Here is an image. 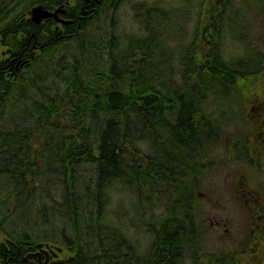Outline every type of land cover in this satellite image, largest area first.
<instances>
[{"label": "trees", "instance_id": "trees-1", "mask_svg": "<svg viewBox=\"0 0 264 264\" xmlns=\"http://www.w3.org/2000/svg\"><path fill=\"white\" fill-rule=\"evenodd\" d=\"M63 1H53L51 3L46 1L44 4L51 8L62 4ZM81 1L84 4L86 3L85 10L87 7L89 8L88 3L91 0ZM94 1L96 2V7H99L102 2V0H92L93 3ZM245 1H251L245 2L247 5L244 7L247 10L256 4V7L261 12H264V0L259 2L256 0ZM93 3H91V7ZM223 3L228 6L226 1ZM8 4L3 2L2 10H7ZM239 6H237V10L240 13L241 9ZM91 7L89 9H92L91 12L93 14V8ZM153 7V5L148 7L146 17L150 16L153 21H163V27L173 26L174 22L188 18L187 16L184 18L182 13L171 14L172 16L164 14L162 16L154 11ZM209 10L212 11V8L210 7ZM14 20L10 22L9 26H3L0 32L3 34H0L3 43L6 46L10 45L9 47L15 51L18 57V60L12 66L11 72L13 73L10 76L8 72V69H10L9 61H0V112L4 114L2 116L0 113V117L7 123L5 127H0V138L2 139H0V264H35V260L33 262L31 260L26 261L25 256L30 251H34L36 243L34 241L47 238H55L56 244L66 248V251L72 254V264H183L181 259L184 253L190 251L188 250L189 246H191L193 254L188 252L187 256L191 254L189 258L195 264H264V246L258 249V252L261 253L259 257L250 256L251 253H254L253 247L255 245L252 244H246V247L235 250L215 252L205 250L202 238H200V225L197 222L196 215L193 213L191 216V212L188 210L189 206L182 205L188 199H192L197 204L199 200L197 191L203 182L207 170L212 166L210 161H213L217 156L216 148L219 140V131H213L215 125L204 126L201 120L197 121L195 118L200 102L195 97L200 98L205 94V89L202 91L201 83L189 86L187 82L183 81L181 86H176L175 91L168 87V83L162 82L160 79V81L156 80L155 76L161 74V72L149 71L150 68L154 67L147 61L148 57H153L155 53V51H152L156 47L154 40L156 35L153 32L145 41L128 43L124 48H122L120 43L114 44L115 40L110 41L111 43L107 42L105 44L107 47L105 48L107 50L111 49H109L111 52L108 50L109 58L115 61L118 60L114 64L109 62L110 65L107 63L109 60L108 55H106V49L99 43L98 49L104 50L103 53L101 52L103 57L99 54L100 52L98 55L95 54L96 50L94 49L93 54L90 53L88 51V49L90 50L89 45L81 44L78 48L79 55L83 53L85 55H93V57L95 55L99 57V61H103L102 59L107 57L108 61L105 60L106 62L104 61V63L108 65V69L100 67V70L99 66L96 65L95 67L93 66L92 71V69L87 67L86 61L82 63L78 61L80 64H77L76 51L72 53L74 54L71 57L72 59H68L65 56L67 59L66 64L63 62L64 58L56 55L60 47L59 44L65 42L67 37H63V34L57 33L51 27H47L50 23L38 26L32 22H27L28 24L25 25V22L23 23L25 29L22 28V30V24L17 26L18 21L14 22ZM70 27L71 29L75 28L74 26ZM48 29H52L54 32ZM21 33L25 36L27 34L28 36L31 35V40L26 38L23 39L24 41L18 42V36ZM8 36L11 40L8 39ZM72 37H74V34ZM193 38H195L193 42L196 46L194 47L195 56H197L200 50L207 48L208 43L203 35L198 36L197 34ZM15 39L17 42L14 41ZM6 40L8 41L6 42ZM167 41L164 40V42ZM211 42L208 45H213L216 39L212 38ZM29 45L32 48H30L31 51L28 49L24 53L25 55L31 54L27 55V57L32 59L22 54V57L26 58L23 60L19 55V51L26 49ZM49 46L59 47L58 49L56 47L55 49L57 50H55ZM15 47L18 49L17 51ZM116 48L121 51L119 53L120 58L114 55ZM142 49L146 53H143ZM215 49V57H219L222 51L219 44H217ZM46 52H49L48 55ZM34 54L38 56L36 59L39 58V60L35 59ZM46 55L50 57L46 58ZM191 58H194L191 60H194L193 62L198 66V71L202 70L203 75L211 78L212 83L217 84L218 88L223 86L222 81L226 80L228 75L225 74L219 65H217L218 67L215 71L212 70L213 72L208 73L201 69L204 67L202 62L199 63L194 56H191ZM40 59H42V62H40ZM55 61L56 63H54ZM145 61L148 63H145ZM17 62L18 64H16ZM38 62L41 63L39 66ZM59 62H61L60 65ZM120 62H124L123 66L118 65ZM34 63H36V66ZM125 63H127L126 68L124 66ZM82 65L86 70L84 69L83 71ZM251 66V62L248 67L244 64L243 73L239 74L245 83H248V80L251 81L253 78V71L252 69L250 70ZM258 66L260 65L258 64ZM33 67L36 68L34 69ZM66 68H70L72 71L70 69L66 70ZM59 69L62 71L60 72ZM32 70L37 71L34 72ZM78 70H80L82 75H80ZM49 71L54 73L51 74ZM46 72L49 73L47 74ZM62 72L65 77L61 75L63 74ZM73 72L77 75L74 74L71 80V73L73 74ZM150 72H154L153 75ZM49 74L50 77L48 76ZM144 74H146V77H142ZM147 74H151L152 78L148 79ZM51 75L52 77L55 75L52 80L58 83L52 82ZM170 75L172 77L171 72ZM171 77H169L170 81L174 82L175 78ZM36 78L37 80H35ZM73 78L76 79L74 80ZM136 78L138 81L135 80ZM33 79L35 82H33ZM66 79H70V82ZM88 79L89 84H86ZM20 81L23 83L21 84ZM39 81H42L43 84ZM64 81L68 83H64ZM53 83L55 84L52 85ZM140 84L146 88L144 91H142V87L139 88ZM153 84L164 93V96L162 92L156 91V86H151ZM45 87L48 88V91ZM9 89H12V92L17 90L15 93H18L20 89L19 94L15 96V93L11 94ZM179 90L188 99H183L185 97L179 96L177 94ZM139 91L143 93L141 96ZM26 94L29 95L27 96ZM170 94L173 95L175 101L169 100V97H172ZM226 94L229 93L221 91L218 99ZM13 97L15 100L17 99L16 102ZM19 97L23 101H19ZM63 108L66 110L64 111ZM31 109L33 112L35 111V114H33ZM25 110L28 112L27 114ZM19 117L22 118V120L20 118L21 122ZM43 123L47 125L43 126ZM36 127H38L37 130ZM34 128L35 131L33 130ZM206 128L209 130L207 131ZM83 166L87 167L93 174L95 173L93 178H88L92 182L89 187H84L86 190L79 189V181L83 177ZM88 170H85V172L89 177ZM127 177L128 181L125 180ZM130 177L136 182H130ZM141 177L143 180H138ZM116 181L119 182L115 183ZM122 186L132 196L137 194L140 199L147 197L146 199L149 202L147 206L150 209L153 206V196L159 194L158 192H161L162 198L169 200L165 211L158 218L159 220L156 219L157 224L154 222L149 225L150 229L147 230V235H151L154 241L152 250L146 251V258L143 260L132 250L134 246L138 249L134 244V240L131 248L128 247V251H122L117 243H109L108 238H102L101 231L104 233L106 229L111 237H125L118 232V229L121 230L122 228L114 227L107 220L110 197L113 196L112 193L115 189ZM34 209H37V217L31 222L29 220L24 222L23 219H20V216L29 215L31 210ZM145 210L147 209L145 208ZM85 211L87 216L84 215ZM15 215H18L17 219L22 221L25 226L28 225L29 229L33 226L39 231L34 234L36 237L33 240L27 237L30 232L22 229L13 220L11 222L14 223L15 227H12V230L9 231L8 219L11 216L15 217ZM38 215L41 218H38ZM82 217L84 221L80 224ZM63 219L66 222V229L70 228L73 233L68 235L63 228V236L57 237V227H50L49 225ZM80 225H84L93 241V248L95 247L96 250L93 255L86 253L82 243L79 241L81 236H85L84 231H79ZM46 227H50V230H47L48 228ZM196 237L199 238L200 242L196 241ZM104 259L105 261H103Z\"/></svg>", "mask_w": 264, "mask_h": 264}, {"label": "rangeland", "instance_id": "rangeland-1", "mask_svg": "<svg viewBox=\"0 0 264 264\" xmlns=\"http://www.w3.org/2000/svg\"><path fill=\"white\" fill-rule=\"evenodd\" d=\"M5 1L9 2V8H8V10H1L2 4ZM28 1H29V3H28ZM33 1L35 2V4ZM46 1L47 2L48 1L53 2V1H59V0H44V1L43 0L42 1L41 0H24V2L22 0H17V1L16 0H8V1L7 0H0V14H1L0 15V23L2 22V24H0V26H1L0 28L2 29L3 25L5 26L6 22L9 23V22H11V20H13L15 18L18 21V23H20V24H22L24 21L26 22L28 19L29 20L27 22H31V10H32V8L35 5H37L38 3L43 4ZM74 1L75 0H67V1L64 0L62 2V4H58V5H55L53 7V9L54 8L58 9L59 5L60 6L65 5V7L67 8L66 13H60L59 18L62 20L66 19L65 21H70L71 23H68L66 25L63 22H60L59 20H54V21L50 22V26H47V27H51V28L55 29L56 25H58L60 27L59 33L63 34L64 35L63 37H67V39L65 40V43L61 44V45H65V46L60 45L61 49L59 47L60 50H62L63 48H64V50H62V52L60 50H58V52H60V53L57 54V55H59V57L64 58L65 62H67L65 59V55H67V57H68L70 55L68 53L72 54L71 51H77L76 54L78 56L76 55V57H79L81 62H85L88 60V62L91 61L90 63L92 64L93 61L95 63L99 60V59H96L98 57H96L95 55H94L95 58L93 57V55L90 57H89V55L86 56L85 54L79 55L77 49L79 48V46L81 44H83L85 46L90 45L88 47L90 49L91 48L92 49L89 50V52L93 54V49L96 51L100 50V49H98V46H97L98 43L105 48L107 46H105L104 44L112 41V38H113V40H115L114 44L120 43L122 48H124V46L128 45V43H136L138 41H145V39L147 37H149L150 35H152V32H153L154 34H156V37H154V40L156 42V45L155 44L154 45L156 47H155V49H152V48L151 49H152V51H155V53H154L153 57L149 56L147 61L151 64L152 67L154 66L153 68H150L149 71L161 72V74L156 75V80L157 81L161 80L162 82L168 83L170 85V86L168 85V87H171L175 91H176V89H175L176 86H178V85L181 86L182 85L181 83L183 81L184 82L186 81L189 84V86L201 83L202 91L205 89V94L203 97H200V98L195 97V98H197V100L200 101L199 105H198L199 110L197 111V114L195 117L196 120L197 121L201 120L202 123L204 124V126H206V125L207 126H213L215 124L213 131H233V128L241 127L242 120H240L238 118V117H240V114H239V112L235 111V109L239 110L240 108L238 106L234 107L233 103L229 102L230 104H228V105L232 106L233 110L232 109H223L220 111L219 110V104L221 106V104H223L226 101L220 103L221 98L219 100L218 96L221 93V91L226 90L227 92H229V94H226V95H235V93L240 94V93H245L247 91H251V90H253V88H251V87L256 86V88H257V84L258 85L264 84V79H263L264 78V12H261L259 9H257L256 4H255V6H251V8L247 10L244 7V5L246 6L245 2H251V1H245V0H107L106 1V0H102L100 6L97 9H95V11L93 9V12L95 14L94 13L91 14L92 12L89 8L91 7L90 6L91 3H93L92 0L90 1V3H88L89 8L86 10L84 7L86 3L85 4L82 3L81 0H79V2H78V0H76L75 3H74ZM224 1H226V4L228 6H226L223 3ZM232 1H234V2H232ZM256 1L259 2L260 0H256ZM31 2L33 3V5ZM10 3H11V5H10ZM66 3H69L70 5L66 4ZM71 3H73V4H71ZM80 3H82V4H80ZM189 4H192V5H189ZM80 5H81V10L79 11ZM152 5L154 6L152 9L154 11H156L157 13H159V15L164 16V14L171 15V14L182 13L184 15V18H185V16H187L188 18L186 20H180V21L174 22L173 26L163 27L162 26L163 21L157 22V21H153L150 18V16L146 17L148 14V12H147L148 7L152 6ZM238 5H240L239 6L241 9L240 13L237 10ZM30 6H32V7H30ZM70 6L72 8H74V6H75V9H72ZM77 6H78V8H77ZM28 7H30V8H28ZM189 7H190V9H188ZM210 7L212 8V11L209 10ZM82 8H84V9H82ZM94 8H96V7H94ZM14 9H16V10H14ZM152 9H151V11H152ZM21 11H24V12H22V14H21ZM25 11H26V14H25ZM6 12H7V14L4 15ZM8 12L10 14L11 13L12 14L9 15ZM191 12H193V13H191ZM19 13H20V17L18 15ZM79 13H80V15H78ZM189 13H191V14L189 15ZM16 15H18V16H16ZM92 15L93 16L96 15L95 16L96 19ZM13 16H14V18H13ZM17 17L20 19V21L18 20ZM72 17L74 19L75 18L76 19L74 20ZM85 17H86V20H85ZM223 17H225V18H223ZM8 18H10V19L12 18V19L10 20ZM67 18L69 20H67ZM196 18L198 19V22H197ZM93 19H95L94 22L92 21ZM192 19H193V21H192ZM222 19H224V20H222ZM3 20H4V23H3ZM82 21L84 22L83 24H82ZM90 21L93 22V25L91 24ZM43 22H45V20H43L42 23ZM225 22H228L227 23L228 25ZM213 23L214 24L217 23L216 24L217 26L216 25L214 26ZM20 24H18V25H20ZM69 24H71V26L74 25L76 28L71 29ZM75 24L76 25L78 24V25L76 26ZM85 24L87 26H85ZM89 24L92 25L93 28ZM223 24H224V26H222ZM78 27H79V29H78ZM82 27H84V28H82ZM85 28H87L88 31ZM220 28L223 29L224 32L221 31ZM1 29H0V31H1ZM90 29H91V32L93 30V33H94L93 36H91L93 33L90 32ZM156 29H157V31H156ZM62 30L65 32L63 33ZM71 30H72V33L75 31L73 33L75 37H72L73 36L72 33H69ZM95 30H98V31H95ZM81 31H82V33H81ZM197 31H198V33H197ZM206 31H208V32H206ZM79 32H80V34H79ZM169 33L170 34L172 33V34L170 35ZM75 34H77V37L78 36L79 37L77 38ZM86 34H87V37H85ZM89 34H91V35H89ZM197 34H198V36L203 35L205 41L208 44L212 43L211 42L212 38H215L217 41V42H215L216 44L214 43L211 46L207 44V48L200 50V53H198L199 56L198 55L195 56V48L194 47H196V46L194 45L195 43L193 42V40H195V38H193V37ZM88 35H89V37H88ZM98 35L101 36L102 38L101 37L98 38L97 37ZM116 35H117V37H116L117 39L115 38ZM213 35H215V36H213ZM103 36H104V38H103ZM162 36H165V37H162ZM177 36H179L178 39H177ZM211 36H212V38H211ZM221 36H222V39H221ZM93 37H95V39ZM23 38L26 39V36L23 33L19 34L18 39L20 41H22ZM68 39H69V41H68ZM105 39H107V40H105ZM247 39H249V40H247ZM88 40H90V41H88ZM164 40H168V41L164 42ZM92 41H94L95 43H93ZM73 42H75V43H73ZM77 42L79 43V45ZM84 42H86L87 44ZM69 43L71 45H69ZM236 43H238V44L240 43V45L239 46H238V44L235 45ZM93 44H95V45H93ZM217 44H220L219 47H220V49H222V51L220 52V57H215L216 56L215 55V53H216L215 48L217 47ZM73 45H74V47H73ZM91 45H92V47H91ZM93 46H94V48H93ZM65 47H66V49L69 47L68 50L70 52H67ZM70 47L72 48V50H70L71 49ZM10 48L11 47L6 46L5 44H4V46H2L0 44V59L2 58V54L5 55V57H9V58L12 57L11 56L12 52H10V50H11ZM101 50L104 51L103 49H101ZM101 50L98 52H102ZM193 50H194V52H193ZM98 52L96 54H98ZM108 52L109 51L106 50V54L108 55V60H110ZM118 52L121 53V51H119V49L116 48L114 50V53L116 54ZM211 52L213 55L210 54ZM256 52H258V53H256ZM119 53H118V55H115V54L114 55L117 58H120ZM191 53H192V55H191ZM61 54H62V56H61ZM204 54L206 55V57ZM72 55H74V54H72ZM72 55H70V57ZM200 55H204V60L202 59L203 57ZM243 55H244V57H243ZM250 55H252V56H250ZM83 56H85V57H83ZM191 56L196 57V59L199 63H201L203 61L202 64L204 67H202L201 69H203V71L208 72V73L215 71L218 67L217 65H219L221 67V69H223L225 74L228 75V78L226 80L222 81L223 86L218 88L217 84L212 83L213 81H211V78H207L205 75H203L204 73H202V70L198 71L197 70L198 66H196L195 63H193L194 60H191L192 59ZM209 56H210L211 60H209L210 59ZM86 57H88L89 59H91V58H93V59L89 60ZM200 57H201V59L198 60ZM79 58H76V61ZM183 58H184V60H183ZM189 58H191V59H189ZM247 58L249 59V61ZM85 59H87V60H85ZM106 59H107V57L104 60H106ZM80 60H78V61L80 62ZM153 60H154V62H153ZM117 61L118 60H116V61L113 59L110 60V62H112V64H114ZM253 61H254V63H253ZM79 62L77 64L81 63V62L80 63ZM88 62L86 65L88 66V68L90 67L91 69H93L92 66L95 67V64L100 66V67L102 66L105 68H107L106 66H108L103 61L97 62L95 64L93 63L94 65L92 64V66L90 63L88 64ZM184 62H186V63H184ZM250 62L252 64L250 70L253 68L252 69L253 78L251 81L248 80V83H245V81H243V78H241V76L239 74L243 73L244 64L247 65V67H248ZM123 64L124 63L121 62L119 65L123 66ZM125 64L127 65V63H125ZM258 64L260 66H258ZM182 66H183V68H182ZM170 72L172 73V78L176 77L174 82L170 81L171 80L169 78L171 76ZM163 73H164V75H163ZM151 74H152V72H151ZM151 74H147L148 79L151 77ZM167 74H168V76H167ZM209 76L211 77L210 74H209ZM143 77H146V74H144ZM151 86L155 87L154 84ZM208 86H210V87H208ZM141 87L146 89L142 84L139 85V88H141ZM144 89L142 91H144ZM156 90H157V92L161 91L157 86H156ZM142 91H139L140 96L143 94ZM177 94L181 97H185L183 95L184 93H182V91H180V90ZM162 95L164 96L163 92H162ZM170 96H172V97H169V100L171 99V100L175 101L173 95L170 94ZM183 99H188V98L185 97ZM202 99H203V101H202ZM226 104H227V102H226ZM234 112H236L238 115L234 116L233 115ZM0 122L2 123V124L0 123L1 126H3V125L6 126L5 120H3V119L1 120V118H0ZM218 127H219V129H218ZM206 130L208 131L209 129L206 128ZM147 135H148V133H147ZM85 170H88V169H87V167L83 166V171H82L83 177L80 179V182H79V185L82 189H85L84 187H89L90 183L92 181L88 180V178L90 179V178H93L95 176L93 174V172H90L88 170L89 171V177H88L86 175ZM210 178L212 180L213 186L217 187V184H218L217 170H214L211 173ZM139 179L141 181L143 180L142 177L138 178V180ZM125 180L128 181V177ZM141 181H139V182H141ZM118 182L119 181H116L115 183H118ZM130 182L134 183L136 181L130 177ZM203 187L205 190V187H206L205 183H204ZM158 193L159 194H155L153 196V202H152L153 206L150 209L147 206V204H149L148 200L146 199L147 197H143L142 199H140V197L138 198L137 194L132 196L131 193L129 191L125 190L123 186L118 188V189H115L114 192L112 193L113 196L110 197V203L108 205L109 208H108V212H107V220L114 227L122 228L121 231H120V229H118V232L120 234L122 233L125 237H111L109 235V231H106L107 230L106 229L104 231V233L101 231L102 238L103 239H104V237H106V239L108 238L107 240L109 243L110 242L117 243L122 251H128V247L131 248V246L133 244V240H134V244L138 247V249L133 245L134 247L132 248V250L135 252L136 255L138 254L137 256L141 257L142 260L145 259L146 258V256H145L146 251L152 250L153 241H154V239L151 237V235L150 236L147 235V230L150 229L149 225L154 223V222H155V224H157L156 219L159 220L158 218L161 217V214H163V212L166 209V206L168 205L167 204L165 206V204L162 203L163 201H161V200L163 199L167 203L169 202V200L167 198H161V195H160L161 192H158ZM156 198L158 200H155ZM182 205L189 206L190 200L189 199L186 200ZM145 208L147 210H145ZM178 208H179V206H178ZM180 209H183V208H180ZM180 209H179V211H181ZM188 210H189V212H191L190 213L191 216L194 213L197 217V222L200 225L199 226V231L201 233L200 238H202L205 250L215 252V251H223V250H234L235 248H237L238 244H236L232 241H229V240H225L222 237L221 232L218 230V227L216 225V221L220 218L221 210L216 204L207 203L205 200H201L199 204L198 203L195 204V202L192 201L191 207ZM2 215H6V214H2ZM84 215L87 216L86 211H85ZM17 216L16 215H15V217L11 216V218L8 219L9 231L12 230L11 229L12 227H15L14 223L16 222L19 226L21 225L20 227L22 229L30 232L29 234H27V237L33 240L36 237L34 234L36 232L38 233L39 231L37 229H35V227L32 228L33 226L30 229L28 228V225L24 226V223H22V221L17 219ZM36 217H37V209H34V210H31L29 215L27 214L25 216H20V219H23L24 222H27L28 220L31 222ZM39 217L41 218V216L38 215V218ZM0 218H1V216H0ZM11 220H14L15 222L13 221L14 223H12ZM128 220H129V222H126ZM83 221H84V219L82 217V220H80V224ZM65 223L66 222L63 219V220H60L59 222H54V223L50 224L51 226L57 227V233H58L57 237L63 236V230H62L63 228H64V231L66 230V233L68 235H72L73 231H71L70 228L66 229ZM62 224H64V225H62ZM49 228L47 230H50ZM84 229H85L84 225H80L79 231H84L85 237L81 236L82 238L80 237L79 241L82 243L84 250L86 249L85 250L86 253L93 255V253L96 251L95 247L93 248V241L91 240L89 233H87L86 229L85 230ZM84 240H85V242H84ZM130 240H132V241H130ZM36 241H34V242H36ZM39 241H45V242H49L51 244H56L55 238H51V239L47 238V239H43V240H39ZM196 241L200 242L198 237H196ZM96 249H97V246H96ZM182 250L184 251V249H182ZM188 250H190L188 252L193 254V250L191 249V246H189ZM188 252L184 253V255L181 259V262L183 261V264H195V262H193L191 260V258H189L191 256V254H190V256H187ZM130 258L132 259V257H130ZM193 260H194V258H193ZM103 261H105V259Z\"/></svg>", "mask_w": 264, "mask_h": 264}, {"label": "flooded vegetation", "instance_id": "flooded-vegetation-1", "mask_svg": "<svg viewBox=\"0 0 264 264\" xmlns=\"http://www.w3.org/2000/svg\"><path fill=\"white\" fill-rule=\"evenodd\" d=\"M15 60L2 54L0 61H9V75ZM251 88V91L221 98V103L226 101L227 104H221L219 110L232 109L228 105L232 102L234 107L240 108L235 111L239 112L242 124L233 131H219L217 156L210 161L212 166L207 170L198 194L207 203L220 208L221 215L216 225L222 237L238 244L235 249L244 248L246 244L255 245L253 256L259 257L258 249L264 245V84ZM233 115L238 114L234 112ZM214 170L218 173L217 187L213 186L210 178ZM189 200L191 205L192 199ZM49 251V256L43 254L41 258L27 256L30 251L25 260L51 264L66 258L55 248Z\"/></svg>", "mask_w": 264, "mask_h": 264}, {"label": "bare ground", "instance_id": "bare-ground-1", "mask_svg": "<svg viewBox=\"0 0 264 264\" xmlns=\"http://www.w3.org/2000/svg\"><path fill=\"white\" fill-rule=\"evenodd\" d=\"M7 1H8V0H7ZM16 1H17V0H16ZM22 1L24 2V0H22ZM41 1H42V0H41ZM43 1H44V0H43ZM66 1H67V0H66ZM75 1H76V0H75ZM75 1H74V3H75ZM87 1H88V0H87ZM106 1H107V0H106ZM5 2H6V1H5ZM26 2H27V1H26ZM33 2H34V1H33ZM48 2H49V1H48ZM68 2H69V1H68ZM78 2H79V0H78ZM81 2H83V1H81ZM97 2H98V1H97ZM99 2H100V1H99ZM196 2H197V1H196ZM232 2H234V1H232ZM8 3H9V2H7V4H8ZM20 3H21V2H20ZM28 3H29V1H28ZM31 3H32V2H31ZM36 3H37V2H36ZM41 3H42V2H41ZM49 3H51V2H49ZM64 3H65V2H64ZM106 3H107V2H106ZM155 3H156V2H155ZM193 3H194V2H193ZM24 4H25V3H24ZM24 4H23V5H24ZM34 4H35V2H34ZM66 4H69V3H66ZM71 4H73V3H71ZM78 4H79V3H78ZM80 4H82V3H80ZM104 4H105V3H104ZM184 4H185V3H184ZM186 4H187V3H186ZM200 4H201V3H200ZM235 4H236V3H235ZM243 4H244V3H243ZM8 5H9V4H8ZM10 5H11V3H10ZM32 5H33V3H32ZM53 5H54V4H53ZM69 5H70V4H69ZM74 5H75V4H74ZM83 5H84V4H83ZM149 5H150V4H149ZM189 5H192V4H189ZM197 5H198V4H197ZM246 5H247V4H246ZM4 6H5V5H4ZM24 6H25V5H24ZM49 6H51V5H49ZM67 6H68V5H67ZM71 6H72V5H71ZM71 6H70V7H71ZM75 6H76V5H75ZM75 6H74V8H72L73 6H72L71 8H72V9H75ZM80 6H81V5H80ZM105 6H106V5H105ZM145 6H146V5H145ZM179 6H180V5H179ZM185 6H186V5H185ZM185 6H184V7H185ZM198 6H199V5H198ZM244 6H245V5H244ZM26 7H27V6H26ZM30 7H32V6H30ZM30 7H28V8H30ZM53 7H54V6H52L51 8H49V7H47L46 5H44V3H43V4H39V3H38L37 5H35V6L32 8V10H31V22H32L33 24L38 25V26L41 25V24H44V25H45L46 23L48 24V23L51 22L50 20H59L60 22H63V23L66 24V25H67L68 23H71L70 21H65L66 19H65V20H62V19L59 18V14H60V13H66V9H67V8L65 7V5H62V6L59 5V6H58L59 8L57 7L58 9H56V8L53 9ZM84 7H85V6H84ZM94 7H96V2H95V1H94L93 5H92V7H91V8H93L94 11H95V9H97L98 7H96V8H94ZM101 7H102V6H101ZM158 7H159V6H158ZM175 7H176V6H175ZM187 7H188V6H187ZM193 7H194V6H193ZM8 8H9V7H8ZM12 8H13V7H12ZM16 8H17V7H16ZM23 8H24V7H23ZM23 8H22V9H23ZM77 8H78V6H77ZM85 8H86V7H85ZM179 8H180V7H179ZM194 8H195V7H194ZM20 9H21V8H20ZM80 9H81V8H79V10H80ZM82 9H84V8H82ZM87 9H88V7H87ZM101 9H102V8H101ZM101 9H100V10H101ZM170 9H171V8H170ZM188 9H190V7H189ZM232 9H233V8H232ZM257 9H258V8H257ZM1 10H2V9H1ZM7 10H8V9H7ZM14 10H16V9H14ZM17 10H18V9H17ZM91 10H92V9H91ZM113 10H114V9H113ZM161 10H162V9H161ZM186 10H187V9H186ZM192 10H193V9H192ZM192 10H191V11H192ZM254 10H255V9H254ZM12 11H13V10H12ZM27 11H28V10H27ZM76 11H77V10H76ZM200 11H201V10H200ZM22 12H23V11H21V14H22ZM70 12H71V11H70ZM70 12H69V13H70ZM99 12H100V11H99ZM197 12H198V11H197ZM236 12H237V11H236ZM253 12H254V11H253ZM8 13H9V12H8ZM15 13H16V12H15ZM74 13H75V12H74ZM81 13H82V12H81ZM93 13H94V12H93ZM139 13H140V12H139ZM162 13H163V12H162ZM185 13H186V12H185ZM191 13H193V12H191ZM191 13H189V15H190ZM200 13H201V12H200ZM237 13H238V12H237ZM2 14H3V13H2ZM6 14H7V12H6L4 15H6ZM11 14H12V13H11ZM11 14L9 13V15H11ZM25 14H26V11H25ZM70 14H71V13H70ZM89 14H90V13H89ZM91 14H92V13H91ZM91 14H90V15H91ZM94 14H95V13H94ZM197 14H198V13H197ZM0 15H1V14H0ZM14 15H15V14H14ZM65 15H66V14H65ZM78 15H80V13H79ZM82 15H83V14H82ZM90 15H89V16H90ZM223 15H224V14H223ZM16 16H18V15H16ZM22 16H23V15H22ZM70 16H71V15H70ZM73 16H74V15H73ZM92 16H93V15H92ZM95 16H96V15H95ZM95 16H93V17H95ZM197 16H198V15H197ZM224 16H225V15H224ZM240 16H241V15H240ZM11 17H12V16H11ZM19 17H20V14H19ZM83 17H84V16H83ZM225 17H226V16H225ZM225 17H223V18H225ZM1 18H2V17H1ZM6 18H7V17H6ZM6 18H5V19H6ZM13 18H14V16H13ZM17 18H18V17H17ZM25 18H26V17H25ZM72 18H73V17H72ZM89 18H90V17H89ZM220 18H221V17H220ZM220 18H219V19H220ZM227 18H228V17H227ZM8 19H10V18H8ZM11 19H12V18H11ZM11 19H10V20H11ZM22 19H23V18H22ZM73 19H74V18H73ZM75 19H76V18H75ZM75 19H74V20H75ZM95 19H96V17H95ZM95 19H93L92 21L94 22ZM196 19H197V18H196ZM219 19H218V20H219ZM229 19H230V18H229ZM231 19H232V18H231ZM239 19H240V18H239ZM239 19H238V20H239ZM18 20L20 21L19 18H18ZM26 20H27V19H26ZM28 20H29V19H28ZM28 20H27V21H28ZM43 20H45V22L42 23ZM67 20H69V19L67 18ZM70 20H71V19H70ZM85 20H86V17H85ZM90 20H91V19H90ZM222 20H224V19H222ZM5 21H6V20H5ZM7 21H8V20H7ZM11 21H12V20H11ZM16 21H17V20H16V18H15L14 22H16ZM27 21H26L25 25L28 24V23H31V22H28V23H27ZM37 21H39V22H37ZM88 21H89V20H88ZM192 21H193V19H192ZM14 22H13V24H14ZM24 22H25V21H24ZM24 22H23V23H24ZM90 22H91V21H90ZM90 22H89V23H90ZM93 22H91L92 25H93ZM157 22H158V21H157ZM160 22H161V21H160ZM197 22H198V19H197ZM248 22H249V21H248ZM3 23H4V20H3ZM6 23H7V24H6ZM6 23H5V25H8V26H9L10 22H9V23L6 22ZM23 23H22V24H23ZM63 23H62V24H63ZM74 23H75V22H74ZM80 23H81V22H80ZM83 23H84V22L82 21V24H83ZM188 23H189V22H188ZM191 23H192V22H191ZM225 23L227 24L228 22H225ZM0 24H2V22H1ZM19 24H20V23H19ZM47 24H46V25H47ZM86 24H87V23H86ZM86 24H85V26H87ZM157 24H158V23H157ZM163 24H164V23H163ZM179 24H180V23H179ZM213 24H214V23H213ZM216 24H217V23H216ZM216 24H214V26H215ZM11 25H12V24H11ZM11 25H10V26H11ZM52 25H53V24H52ZM66 25H65V26H66ZM69 25L71 26V24H69ZM75 25H76V24H75ZM77 25H78V24H77ZM77 25H76V26H77ZM79 25H80V24H79ZM89 25H90V24H89ZM92 25H90V26H92ZM227 25H228V24H227ZM3 26H4V25H3ZM17 26H18V23H17ZM20 26H21V24H20ZM20 26H19V28H20ZM28 26H29V25H28ZM33 26H34V25H33ZM48 26H50V24H49ZM73 26H74V25H73ZM81 26H82V25H81ZM83 26H84V25H83ZM197 26H198V25H197ZM212 26H213V25H212ZM216 26H217V25H216ZM222 26H224V24H223ZM0 27H1V26H0ZM5 27H6V26H5ZM14 27H15V26H14ZM25 27H26V26H25ZM74 27H75V26H74ZM198 27H199V26H198ZM218 27H219V26H218ZM9 28H11V27H9ZM16 28H17V27H16ZM22 28H24L23 25L21 26V29H22ZM31 28H32V27H31ZM34 28H36V27H34ZM42 28H43V27H42ZM64 28H65V27H64ZM70 28H71V27H70ZM75 28H76V27H75ZM82 28H84V27H82ZM92 28H93V26H92ZM141 28H142V27H141ZM159 28H160V27H159ZM189 28H190V27H189ZM223 28H224V27H223ZM0 29H1V28H0ZM6 29H7V28H6ZM6 29H5V32H6ZM12 29H13V27H12ZM24 29H25V28H24ZM26 29H27V28H26ZM45 29H47V28H45ZM52 29H53V28H52ZM52 29H48V30H52ZM59 29H60V27H59L58 25H56L55 29H53V30H55L57 33H59ZM78 29H79V27H78ZM85 29L87 30V28H85ZM213 29H214V28H213ZM220 29H221V28H220ZM22 30H23V29H22ZM27 30H29V29H27ZM32 30H33V29H32ZM32 30H31V31H32ZM38 30H39V29H38ZM38 30H37V31H38ZM43 30H44V29H43ZM53 30H52V31H53ZM80 30H81V29H80ZM80 30H79V31H80ZM147 30H148V29H147ZM175 30H176V29H175ZM197 30H198V29H197ZM206 30H207V29H206ZM1 31H2V30H1ZM1 31H0V32H1ZM31 31H30V32H31ZM33 31H34V30H33ZM37 31H36V32H37ZM40 31H42V30L40 29ZM62 31H63V30H62ZM84 31H85V30H84ZM87 31H88V30H87ZM87 31H86V32H87ZM95 31H98V30H95ZM156 31H157V29H156ZM194 31H195V30H194ZM208 31H209V30H208ZM208 31H206V32H208ZM221 31H223V29H221ZM15 32H16V31H15ZM15 32H14V33H15ZM28 32H29V31H28ZM36 32H35V33H36ZM53 32H54V31H53ZM64 32H65V31H63V33H64ZM74 32H75V31H74ZM74 32H73V33H74ZM76 32H77V31H76ZM86 32H85V33H86ZM90 32H91V29H90ZM211 32H212V31H211ZM223 32H224V31H223ZM9 33H10V31H9ZM26 33H27V32H26ZM38 33H39V32H38ZM46 33H49V32H46ZM69 33H72V30H71ZM69 33H68V34H69ZM73 33H72V35H73ZM81 33H82V31H81ZM91 33H93V30H92ZM103 33H104V32H103ZM155 33H156V32H155ZM197 33H198V31H197ZM229 33H230V32H229ZM231 33H232V32H231ZM233 33H234V32H233ZM238 33H239V32H238ZM251 33H252V32H251ZM0 34H2V33H0ZM10 34H12V32H11ZM30 34H31V33H30ZM43 34H44V32H43ZM54 34H55V33H54ZM79 34H80V32H79ZM83 34H84V33H83ZM146 34H147V33H146ZM162 34H163V33H162ZM166 34H167V33H166ZM169 34H170V33H169ZM171 34H172V33H171ZM171 34H170V35H171ZM247 34H248V33H247ZM2 35H3V34H2ZM6 35H7V34H6ZM15 35H16V34H15ZM15 35H14V36H15ZM33 35H34V34H33ZM39 35H40V34H39ZM51 35H52V34H51ZM59 35H60V34H59ZM65 35H66V34H65ZM70 35H71V34H70ZM75 35H77V34H75ZM81 35H82V34H81ZM84 35H85V34H84ZM89 35H91V34H89ZM89 35H88V37H89ZM93 35H94V33H93L91 36H93ZM101 35H102V34H101ZM107 35H108V34H107ZM114 35H115V34H114ZM155 35H156V34H155ZM208 35H209V34H208ZM227 35H228V34H227ZM239 35H240V34H239ZM11 36H13V35H11ZM11 36H10V37H11ZM41 36H42V35H41ZM82 36H83V35H82ZM209 36H210V35H209ZM209 36H208V37H209ZM213 36H215V35H213ZM35 37H36V36H35ZM35 37H34V38H35ZM37 37H38V36H37ZM42 37H43V36H42ZM57 37H58V36H57ZM60 37H61V36H60ZM68 37H69V36H68ZM74 37H75V36H74ZM76 37H77V36H76ZM78 37H79V36H78ZM78 37H77V38H78ZM80 37H81V36H80ZM85 37H87V34H86ZM95 37H96V36H95ZM95 37H93V38L95 39ZM97 37L99 38V37H101V36L98 35ZM113 37H114V36H113ZM116 37H117V35L115 36V38H116ZM118 37H119V36H118ZM162 37H165V36H162ZM178 37H179V36H177V39H178ZM208 37H207V38H208ZM251 37H252V36H251ZM15 38H16V37H15ZM26 38L31 40V35L28 36V34H27ZM43 38H44V37H43ZM58 38H59V37H58ZM101 38H102V37H101ZM101 38H100V39H101ZM103 38H104V36H103ZM105 38H106V37H105ZM207 38H206V39H207ZM211 38H212V36H211ZM6 39H7V37H6ZM8 39L11 40V38H9V36H8ZM12 39H13V38H12ZM23 39H24V38H23ZM35 39H36V38H35ZM80 39H81V38H80ZM107 39H108V38H107ZM107 39H105V40H107ZM109 39H110V38H109ZM116 39H117V38H116ZM140 39H141V38H140ZM221 39H222V36H221ZM221 39H220V40H221ZM250 39H251V38H250ZM17 40H18V39H17ZM32 40H33V39H32ZM65 40H66V39H65ZM78 40H79V39H78ZM96 40H97V39H96ZM112 40H113V38H112ZM120 40H121V39H120ZM174 40H175V39H174ZM217 40H218V39H217ZM236 40H237V39H236ZM247 40H249V39H247ZM1 41H2V43H3V39H2V37H0V42H1ZM7 41H8V40H6V42H7ZM12 41H13V40H12ZM14 41H16V39H15ZM19 41H20V40H18V42H19ZM22 41H24V40H22ZM36 41H37V40H36ZM55 41H56V39H55ZM68 41H69V39H68ZM72 41H73V40H72ZM88 41H90V40H88ZM94 41H95V40H94ZM94 41H92V42L95 43ZM99 41H100V40H99ZM177 41H178V40H177ZM6 42H5V43H6ZM16 42H17V41H16ZM70 42H71V41H70ZM81 42H82V41H81ZM96 42H97V41H96ZM100 42H101V41H100ZM161 42H162V41H161ZM178 42H179V41H178ZM188 42H189V41H188ZM216 42H217V41H216ZM27 43H28V42H27ZM29 43H30V41H29ZM51 43H52V42H51ZM59 43H60V42H59ZM62 43H65V42H62ZM62 43H61V44H62ZM71 43H72V42H71ZM73 43H75V42H73ZM77 43H78V42H77ZM90 43H91V42H90ZM90 43H89V44H90ZM101 43H102V42H101ZM110 43H111V42H110ZM173 43H174V42H173ZM8 44H9V43H8ZM11 44H12V42H11ZM34 44H35V43H34ZM57 44H58V43H57ZM61 44H59V45H61ZM86 44H87V43H86ZM91 44H92V43H91ZM164 44H165V43H164ZM170 44H171V43H170ZM215 44H216V43H215ZM237 44H238V43H236L235 45H237ZM257 44H258V43H257ZM2 45L4 46V43H3ZM31 45H32V43H31ZM41 45H42V44H41ZM66 45H67V44H66ZM69 45H71V44L69 43ZM75 45H76V44H75ZM78 45H79V43H78ZM93 45H95V44H93ZM102 45H103V44H102ZM104 45H105V44H104ZM108 45H109V44H108ZM142 45H143V44H142ZM180 45H181V44H180ZM183 45H184V44H183ZM192 45H193V44H192ZM219 45H220V44H219ZM239 45H240V43L238 44V46H239ZM9 46H10V45H9ZM11 46H12V45H11ZM18 46H19V45H18ZM53 46H54V45H53ZM53 46H49V47L54 48V49L57 47V46H55V47H53ZM61 46H65V45H61ZM89 46H90V45H89ZM97 46H98V45H97ZM109 46H110V45H109ZM169 46H170V45H169ZM174 46H175V45H174ZM242 46H243V45H242ZM244 46H245V45H244ZM16 47H17V44H16ZM16 47H15V49H16ZM19 47H22V46H19ZM37 47H38V46H37ZM37 47H36V49H37ZM58 47H59V46H58ZM58 47H57V49H58ZM66 47H67V46H66ZM66 47H65V49H66ZM73 47H74V45H73ZM77 47H78V46H77ZM77 47H76V48H77ZM91 47H92V45H91ZM176 47H177V46H176ZM213 47H214V46H213ZM240 47H241V46H240ZM254 47H255V46H254ZM17 48H18V47H17ZM30 48H31V47H30V45H29V46L26 47V49H23L22 51H19V55L21 56V59L23 58V57H22V54L25 55L24 51H25V50H28V49H29V51H31ZM51 48H50V49H51ZM68 48H69V47H68ZM68 48H67L66 50H67V52H70V51L68 50ZM70 48H71V47H70ZM93 48H94V46H93ZM111 48H112V47H111ZM151 48H152V47H151ZM225 48H226V47H225ZM10 49H11L10 52H12V54H13L12 58H16L15 61H17V60H18L17 54L15 53V51H14L12 48H10ZM31 49H32V48H31ZM41 49H42V48H41ZM45 49H46V48H45ZM57 49H55V50H57ZM60 49H61V47H60ZM60 49H59V50H60ZM73 49H74V48H73ZM109 49H110V48H109ZM109 49H108V50H109ZM168 49H169V48H168ZM185 49H186V48H185ZM238 49H239V48H238ZM17 50H18V49H16V51H17ZM19 50H20V49H19ZM34 50H35V48H34ZM42 50H44V49H42ZM51 50H52V49H51ZM55 50H54V51H55ZM62 50H64V48H63ZM62 50H60V51L62 52ZM70 50H72V48H71ZM77 50H78V49H77ZM90 50H91V49H90ZM106 50H107V49H106ZM110 50H111V49H110ZM110 50H109V51H110ZM142 50H143V49H142ZM174 50H175V49H174ZM180 50H181V49H180ZM190 50H191V49H190ZM214 50H215V49H214ZM32 51H33V50H32ZM36 51H37V50H36ZM40 51H41V50H40ZM47 51H48V50H47ZM54 51H53V52H54ZM88 51H89V49H88ZM98 51H100V50H97V52H98ZM101 51H102V50H101ZM161 51H162V50H161ZM249 51H250V50H249ZM251 51H252V50H251ZM6 52H7V51H6ZM42 52H43V51H42ZM49 52H50V50H49ZM49 52H46L47 55H48ZM51 52H52V51H51ZM64 52H65V51H64ZM71 52L73 53L74 51H71ZM76 52H77V51H76ZM110 52H111V51H110ZM144 52H145V51L143 50V53H144ZM193 52H194V50H193ZM195 52H196V51H195ZM30 53H31V52H30ZM32 53H33V52H32ZM43 53H44V52H43ZM43 53H42V54H43ZM58 53H60V52H57V54H58ZM98 53H99V52H98ZM102 53H103V51H102ZM102 53L100 52L99 54H101V56H102ZM104 53H105V52H104ZM108 53H109V52H108ZM118 53H119V52H118ZM118 53H116V54L114 53V54H115V55H118ZM145 53H146V52H145ZM177 53H178V52H177ZM183 53H184V52H183ZM244 53H245V52H244ZM256 53H258V52H256ZM26 54H27V52H26ZM39 54H40V53H39ZM50 54H51V53H50ZM53 54H54V53H53ZM57 54H56V55H57ZM66 54H67V53H66ZM68 54L72 55L71 53H68ZM75 54H76V53H75ZM95 54H96V51H95ZM210 54H212V52H211ZM215 54H216V53H215ZM221 54H222V53H221ZM237 54H238V53H237ZM254 54H255V53H254ZM27 55H31V54H27ZM27 55H25V56L27 57ZM43 55H44V54H43ZM43 55H42V56H43ZM47 55H46V58H47V57H50V56H47ZM56 55H55V56H56ZM64 55H65V54H64ZM64 55H63V56H64ZM70 55L68 56L69 58H71V57L74 56V55H73V56L70 57ZM76 55H77V54H76ZM83 55H84V53H83ZM97 55H98V54H97ZM106 55H107V54H106ZM106 55H105V57H106ZM187 55H188V54H187ZM191 55H192V53H191ZM197 55L199 56V54H197ZM204 55H205V54H204ZM204 55H200V56L203 57V58H202L203 60H204ZM212 55H213V54H212ZM222 55H223V54H222ZM34 56H35V54H34ZM57 56H58V55H57ZM61 56H62V54H61ZM65 56H67V55H65ZM86 56H87V55H86ZM91 56H92V55H91ZM99 56H100V55H99ZM109 56H110V54H109ZM183 56H184V55H183ZM210 56H211V55H210ZM210 56H209V58H210ZM226 56H227V55H226ZM240 56H241V55H240ZM250 56H252V55H250ZM36 57H38V56H35V59H36ZM52 57H54V55H52ZM68 57H67V58H68ZM83 57H85V56H83ZM89 57H90V55H89ZM102 57H103V56H102ZM115 57H116V56H115ZM177 57H178V56H177ZM205 57H206V55H205ZM211 57H212V56H211ZM219 57H220V56H219ZM243 57H244V55H243ZM19 58H20V57H19ZM27 58H31V57H27ZM40 58H42V57H40ZM43 58H44V57H43ZM60 58H61V57H60ZM69 58H68V59H69ZM75 58H79V57H75ZM86 58L89 59L88 57H86ZM94 58H95V56H94ZM98 58H99V57H98ZM98 58H96V59H98ZM100 58H101V57H100ZM123 58H125V57H123ZM178 58H179V57H178ZM197 58H198V57H197ZM24 59H26V58H23V60H24ZM31 59H32V58H31ZM37 59L39 60V58H37ZM37 59H36V60H37ZM48 59H49V58H48ZM48 59H46V60L48 61ZM65 59H66V58H65ZM81 59H82V58H81ZM87 59H85V60H87ZM91 59H93V58H91ZM91 59H89V60H91ZM142 59H143V58H142ZM154 59H155V58H154ZM157 59H158V58H157ZM166 59H167V58H166ZM189 59H191V58H189ZM192 59H193V58H192ZM200 59H201V57H200L198 60H200ZM212 59H213V58H212ZM247 59H248V58H247ZM253 59H254V58H253ZM13 60H14V59H13ZM40 60H41L40 62H42V59H40ZM54 60H56V59H54ZM66 60H67V59H66ZM78 60H80V58H79ZM78 60H77V61H78ZM83 60H84V59H83ZM83 60H82V61H83ZM94 60H95V59H94ZM100 60H101V59H100ZM102 60H103V62L105 61L104 59H102ZM106 60H107V59H106ZM110 60H111V59H110ZM110 60H109V61L107 60V61H108L107 63H109ZM183 60H184V58H183ZM185 60H186V59H185ZM206 60H207V59H206ZM209 60H211V58H210ZM213 60H214V59H213ZM213 60H212V61H213ZM223 60H224V59H223ZM238 60H239V59H238ZM21 61H22V60H21ZM47 61H46V62H47ZM60 61H61V59H60ZM96 61H97V60H96ZM125 61H126V59H125ZM128 61H130V60H128ZM132 61H133V60H132ZM134 61H135V60H134ZM173 61H174V60H173ZM175 61H176V60H175ZM189 61H190V60H189ZM212 61H211V62H212ZM248 61H249V59H248ZM25 62H26V61H25ZM33 62H34V60H33ZM43 62H45V61H43ZM52 62H53V61H52ZM63 62L65 63L64 59H63ZM63 62H62V63H63ZM80 62H81V60H80ZM86 62H88V61H86ZM90 62H91V61H90ZM90 62H88V64H89ZM97 62H101V61L98 60ZM97 62H95V63H97ZM105 62H106V61H105ZM112 62H113V61H112ZM112 62H111V64H112ZM153 62H154V60H153ZM155 62H156V61H155ZM186 62H187V61H186ZM186 62H184V63H186ZM200 62H201V61H200ZM21 63H22V62H21ZM36 63H37V61H36ZM36 63H34L35 66H36ZM54 63H56V61H55ZM60 63H61V62H59V65H60ZM64 63H63V65H64ZM68 63H70V62L68 61ZM73 63H75V62H73ZM81 63H82V62H81ZM93 63H94V61H93ZM93 63H92V64H93ZM95 63H94V64H95ZM115 63H116V62H115ZM120 63H121V62H120ZM123 63H124V62H123ZM132 63H133V62H132ZM143 63H144V62H143ZM145 63H148V62L145 61ZM193 63H194V62H193ZM202 63H203V61H202ZM204 63H205V62H204ZM208 63H209V62H208ZM253 63H254V61H253ZM11 64H12V63H11ZM16 64H18V62H17ZM16 64H15V65H16ZM26 64H27V63H26ZM30 64H31V62H30ZM39 64H41V63L38 62V66H39ZM49 64H50V62H49ZM52 64H53V63H52ZM57 64H58V62H57ZM65 64H66V63H65ZM90 64H91V63H90ZM92 64H91V66H92ZM94 64H93V65H94ZM105 64H106V63H105ZM149 64H150V63H149ZM205 64H206V63H205ZM53 65H54V64H53ZM69 65H70V64H69ZM74 65H75V64H74ZM83 65H84V64H83ZM83 65H82V66H83ZM106 65H107V64H106ZM106 65H105V66H106ZM108 65H110V63H109ZM118 65H119V64H118ZM128 65H129V64H128ZM131 65H132V64H131ZM150 65H151V64H150ZM156 65H157V64H156ZM156 65H155V66H156ZM175 65H176V64H175ZM32 66H33V63H32ZM48 66H50V65H48ZM57 66H58V65H57ZM64 66H65V65H64ZM67 66H68V65H67ZM75 66H76V65H75ZM79 66H80V65H79ZM84 66H85V65H84ZM84 66H83V71H84V69H85ZM95 66H96V64H95ZM97 66H98V65H97ZM124 66H125V68H126V64H125ZM172 66H173V65H172ZM196 66H197V65H196ZM242 66H243V65H242ZM256 66H257V65H256ZM5 67H6V66H5ZM19 67H20V66H19ZM22 67H23V66H22ZM51 67H52V66H51ZM53 67H55V66H53ZM72 67H73V66H72ZM87 67H88V66H87ZM92 67H93V66H92ZM101 67H102V66H101ZM106 67H108V66H106ZM115 67H116V66H115ZM145 67H146V66H145ZM157 67H158V66H157ZM16 68H17V67H16ZM28 68H29V67H28ZM30 68H31V67H30ZM33 68L35 69L36 67H33ZM45 68H47V66H45ZM73 68H74V67H73ZM89 68H90V67H89ZM96 68H97V67H96ZM98 68H100V66H99ZM103 68H105V67H103ZM103 68H102V69H103ZM111 68H112V67H111ZM121 68L123 69V67H121ZM125 68H124V69H125ZM176 68H177V67H176ZM182 68H183V66H182ZM6 69H7V68H6ZM6 69H5V71H6ZM12 69H13V68H12ZM14 69H15V68H14ZM61 69H62V67H61ZM68 69H70V68H68ZM68 69L66 68V70H68ZM77 69H78V68H77ZM80 69H81V68H80ZM90 69H91V68H90ZM107 69H108V68H107ZM107 69H106V71H107ZM114 69H115V68H114ZM119 69H120V68H119ZM119 69H118V70H119ZM252 69H253V68H252ZM20 70H21V69H20ZM37 70H39V69H37ZM37 70H32V71L35 72V71H37ZM42 70H44V69L42 68ZM42 70H41V71H42ZM49 70H50V69H49ZM63 70H65V69H63ZM70 70H71V69H70ZM85 70H86V69H85ZM100 70H101V68H100ZM103 70H104V69H103ZM125 70H126V69H125ZM142 70H143V69H142ZM162 70H163V69H162ZM256 70H257V69H256ZM5 71H4V72H5ZM11 71H12V70H11ZM11 71H10V72H11ZM16 71L18 72V70H16ZM29 71H30V69H29ZM47 71H48V70H47ZM59 71L61 72L62 70L59 69ZM59 71H58V73H59ZM71 71H72V70H71ZM74 71H75V73H77L76 70H74ZM78 71L80 72V70H78ZM81 71H82V69H81ZM92 71H93V69H92ZM98 71H99V70H98ZM98 71H97V72H98ZM106 71H105V72H106ZM116 71H117V70H116ZM146 71H147V70H146ZM254 71H255V70H254ZM259 71H260V70H259ZM262 71H263V70H262ZM34 72H33V73H34ZM42 72H44V71H42ZM49 72H50L51 74L54 73V72H52V71H49ZM49 72H46V73L48 74ZM64 72H65V71H64ZM68 72H69V71H68ZM100 72H101V71H100ZM102 72H103V71H102ZM110 72H111V70H110ZM125 72H126V71H125ZM128 72H129V71H128ZM147 72H148V71H147ZM5 73H6V72H5ZM11 73H13V72H11ZM19 73H20V72H19ZM62 73H63V72H62ZM65 73L67 74V72H65ZM75 73H74V72H73V74L71 73V80H72V76L74 77V74H75ZM86 73H87V71H86ZM103 73H104V72H103ZM120 73H121V71H120ZM139 73H140V72H139ZM150 73H151V72H150ZM153 73H154V72H153ZM153 73H152V75H153ZM155 73H156V72H155ZM158 73H159V72H158ZM254 73H255V72H254ZM254 73H253V74H254ZM21 74H23V73L21 72ZM28 74H29V72H28ZM42 74L44 75V73H42ZM60 74H61V73H60ZM84 74H85V73H84ZM106 74H108V73H106ZM124 74H125V73H124ZM142 74H143V73H142ZM142 74H141V75H142ZM6 75H7V74H6ZM6 75H5V77H6ZM29 75H31V74H29ZM56 75H57V74H56ZM61 75H64V73L61 74ZM75 75H77V74H75ZM80 75H82L81 72H80ZM85 75H86V74H85ZM102 75H103V74H102ZM111 75H112V74H111ZM139 75H140V74H139ZM179 75H180V74H179ZM9 76H10V75H9ZM19 76H20V74H19ZM23 76H24V75H23ZM31 76H32V75H31ZM35 76H36V74H35ZM46 76H47V75H46ZM46 76H45V78H46ZM48 76L50 77V74H49ZM54 76H55V75H54ZM54 76H53V77H54ZM57 76H58V75H57ZM67 76H68V75H67ZM91 76H92V75H91ZM91 76H89V77H91ZM13 77H15V76H13ZM20 77H21V76H20ZM26 77H27V76H26ZM36 77H37V76H36ZM51 77H52V75H51ZM53 77L51 78V80L53 79ZM59 77H60V76H59ZM59 77H58V78H59ZM61 77H62V76H61ZM64 77H65V75H64ZM78 77H79V76H78ZM114 77H115V76H114ZM137 77H138V76H137ZM142 77H143V76H142ZM149 77H150V76H149ZM155 77H156V76H155ZM170 77H171V76H170ZM39 78H40V76H39ZM39 78H38V79H39ZM43 78H44V76H43ZM82 78H83V77H82ZM84 78H85V77H84ZM87 78H88V77H87ZM171 78H172V77H171ZM175 78H176V77H175ZM7 79H8V78H7ZM11 79H12V78H11ZM14 79H15V78H14ZM23 79H24V78H23ZM31 79H32V77H31ZM40 79H41V78H40ZM73 79H74V78H73ZM75 79H76V78H75ZM75 79H74V80H75ZM79 79H80V78H79ZM132 79H133V78H132ZM138 79H139V78H138ZM263 79H264V78H263ZM5 80H6V79H5ZM35 80H37V78H36ZM46 80H47V79H46ZM60 80H61V79H60ZM66 80H68V82H70V81H69L70 79H66ZM135 80H137V78H136ZM154 80H155V79H154ZM173 80H174V79H173ZM189 80H190V79H189ZM198 80H199V79H198ZM8 81H9V79H8ZM13 81H14V80H13ZM15 81H16V80H15ZM21 81H22V80H21ZM21 81H20V82H21ZM47 81H49V80H47ZM82 81H83V80H82ZM111 81H112V80H111ZM137 81H138V80H137ZM152 81H153V80H152ZM33 82H35L34 79H33ZM39 82H41V83L43 84L42 81H39ZM52 82H56V81H53V80H52ZM52 82L50 81V83H52ZM66 82H67V81H66ZM66 82L64 81V83H66ZM68 82H67V83H68ZM73 82H74V81H73ZM76 82H77V81H76ZM115 82H116V81H115ZM126 82H127V81H126ZM185 82H186V81H185ZM22 83H23V82H21V84H22ZM45 83H46V81H45ZM47 83H48V82H47ZM50 83H48V84L51 85ZM56 83H58V82H56ZM84 83H85V82H84ZM138 83H139V82H138ZM138 83H137V84H138ZM190 83H191V82H190ZM1 84H3V83H1ZM38 84H39V83H38ZM54 84H55V83H53L52 85H54ZM75 84H76V83H75ZM79 84H80V83H79ZM86 84H89V79L87 80V83H86ZM94 84H95V83H94ZM233 84H234V83H233ZM19 85H20V84H19ZM19 85H18V86H19ZM44 85H46V84H44ZM84 85H85V84H84ZM257 85H258V84H257ZM2 86H3V85H2ZM41 86H42V85H41ZM66 86H67V84H66ZM155 86H156V85H155ZM169 86H170V85H169ZM48 87H49V86H48ZM63 87H64V86H63ZM255 87H256V86H255ZM10 88H11V87H10ZM14 88H15V87H14ZM23 88H24V87H23ZM45 88H47V87H45ZM180 88H181V87H180ZM15 89H16V88H15ZM15 89H14V90H15ZM136 89H137V88H136ZM143 89H144V88H143ZM175 89H176V88H175ZM185 89H186V88H185ZM9 90H11V94H12V93H15V92L17 91V90H16V91L12 92V89H9ZM19 90H20V89H19ZM19 90H18V93H15V94H14L15 96H16V94H19ZM21 90H22V89H21ZM44 90H46V89H44ZM94 90H95V89H94ZM139 90H140V89H139ZM141 90H142V89H141ZM144 90H145V89H144ZM47 91H48V88H47ZM123 91H124V90H123ZM156 91H157V90H156ZM225 91H226V90H225ZM21 92H22V91H21ZM160 92H161V91H160ZM6 93H7V91H6ZM8 93H9V92H8ZM48 93H50V92H48ZM123 93H124V92H123ZM228 93H229V92H228ZM9 94H10V93H9ZM9 94H7V95H9ZM45 94H46V93H45ZM20 95H21V93H20ZM26 95L28 96L29 94H26ZM192 95H193V94H192ZM201 95H202V94H201ZM216 95H217V94H216ZM15 96H14V97H15ZM151 96H152V95H151ZM198 96H199V95H198ZM211 96H212V95H211ZM7 97H8V96H7ZM14 97H13V98H14ZM39 97H41V96H39ZM8 98H9V97H8ZM8 98H7V99H8ZM11 98H12V97H11ZM16 98H17V97H16ZM19 98H20V100H19V99H18V100L21 101V100H22L21 97H19ZM23 98H24V96H23ZM72 98H73V97H72ZM197 98H198V97H197ZM197 98H196V99H197ZM14 100H15V98H14ZM14 100L12 99V101H14ZM16 100H17V99H16ZM16 100H15V102H16ZM27 100H28V99H27ZM27 100H26V101H27ZM42 100H43V99H42ZM212 100H213V99H212ZM219 100H220V99H219ZM22 101H23V100H22ZM163 101H164V100H163ZM202 101H203V99H202ZM0 102H1V101H0ZM4 102H6V101H4ZM15 102H14V103H15ZM17 102H18V101H17ZM10 103H11V102H10ZM21 103H22V102H21ZM21 103H20V104H21ZM26 103H27V102H26ZM33 103H34V102H33ZM220 103H221V102H220ZM5 104H6V103H5ZM7 104H8V103H7ZM3 105H4V104H3ZM29 105H31V104H29ZM55 105H56V104H55ZM206 105H207V104H206ZM208 105H209V104H208ZM22 106H23V105H22ZM27 106H28V105H27ZM10 107H11V106H10ZM18 107H19V105H18ZM30 108H31V107H30ZM34 108H35V107H34ZM17 109H18V108H17ZM35 109H36V108H35ZM35 109H34V110H35ZM10 110L13 111L12 109H10ZM21 110H23V109H21ZM63 110H64V109H63ZM65 110H66V109H65ZM65 110H64V111H65ZM232 110H233V109H232ZM19 111H20V110H19ZM25 111H26V110H25ZM31 111H32V109H31ZM32 112H33V111H32ZM34 112H35V111H34ZM34 112H33V114H35ZM0 113H1V112H0ZM10 113H11V112H10ZM14 113H16V112H14ZM27 113H28V112L26 111V114H27ZM11 114H12V113H11ZM24 114H25V113H24ZM31 114H32V113H31ZM33 114H32V115H33ZM144 114H145V112H144ZM1 115L3 116L4 114L1 113ZM17 115H18V114H17ZM132 115H133V114H132ZM22 116H23V115H22ZM22 116H21V117H22ZM54 116H55V115H54ZM118 116H119V115H118ZM21 117H19V120H20ZM23 117H24V116H23ZM27 117H28V116H27ZM44 117H45V116H44ZM0 118H1V117H0ZM15 118H16V117H15ZM241 118H242V117H241ZM1 119H2V118H1ZM4 119H5V117H4ZM23 119L25 120V117H24ZM106 119H107V118H106ZM115 119H116V118H115ZM21 120H22V118H21ZM21 120H20V122H21ZM10 121H11V120H10ZM26 121H27V119H26ZM29 121H31V120L29 119ZM29 121H28V123H29ZM33 121H34V120H33ZM115 121H116V120H115ZM158 121H159V120H158ZM24 122H25V121H24ZM0 123H1V122H0ZM25 123L27 124V122H25ZM25 123H23V125H24ZM66 123H67V122H66ZM1 124H2V123H1ZM6 124H7V123H6ZM26 124H25V126H26ZM31 124L33 125L32 122H31ZM31 124H30V125H31ZM11 125H12V123H11ZM27 125H28V124H27ZM46 125H47V124L44 125V123H43V126H46ZM214 125H215V124H214ZM0 126H1V125H0ZM3 126H4V125H3ZM49 126H50V125H49ZM4 127H5V126H4ZM7 127H8V126H7ZM33 127H34V125H33ZM38 127L40 128V126H38ZM38 127H36V130L38 129ZM29 128H30V127H29ZM29 128H28V129H29ZM44 128H45V127H44ZM44 128H43V129H44ZM47 128H48V126H47ZM122 128H123V127H122ZM18 129H19V128H18ZM18 129H17V130H18ZM28 129H27V130H28ZM43 129H42V130H43ZM57 129H58V128H57ZM7 130H8V129H7ZM29 130H30V129H29ZM33 130L35 131V128H34ZM44 130H45V129H44ZM46 130H47V129H46ZM52 130H53V129H52ZM246 130H247V128H246ZM1 131H2V130H1ZM9 131H10V130H9ZM55 131H56V130H55ZM11 132H12V131H11ZM29 132H30V131H29ZM57 134H58V133H57ZM48 138H49V137H48ZM147 138H148V137H147ZM0 139H1V138H0ZM61 139H62V138H61ZM61 139H60V140H61ZM1 140H2V139H1ZM49 141H50V140H49ZM40 145H41V144H40ZM51 146H52V145H51ZM52 147H53V146H52ZM50 152H51V151H50ZM53 153H54V152H53ZM27 154H28V153H27ZM30 157H31V156H30ZM45 158H46V157H45ZM51 158H52V157H51ZM49 164H50V163H49ZM92 165H93V164H92ZM80 169H81V168H80ZM77 170H78V168H77ZM160 171H161V170H160ZM94 174H95V173H94ZM107 180H108V179H107ZM126 181H127V180H126ZM79 182H80V181H79ZM80 188H81V187H80ZM80 188H79V189H80ZM81 189H82V188H81ZM85 190H86V189H85ZM79 194H80V193H79ZM80 197H81V196H80ZM161 198H162V197H161ZM155 200H158V199L156 198ZM161 201H164V200L162 199ZM159 202H160V201H159ZM108 203H109V202H108ZM164 204H165V206H166L168 203H167L166 201H164ZM95 207H96V206H95ZM158 207H159V206H158ZM158 207H157V208H158ZM59 212H60V211H59ZM63 213H64V212H63ZM65 214H66V213H65ZM68 218H69V217H68ZM57 220H58V219H57ZM13 221H14V220H13ZM71 221H72V220H71ZM126 222H129V220L126 221ZM71 223H72V222H71ZM142 223H143V222H142ZM19 224H20V223H19ZM32 224H33V223H32ZM69 224H70V223H69ZM62 225H64V224H62ZM128 225H129V224H128ZM128 225H127V226H128ZM20 226H21V225H20ZM24 226H25V224H24ZM50 226H51V225H50ZM28 227H29V226H28ZM19 228H20V227H19ZM32 228H33V227H32ZM46 228H47V227H46ZM67 228H68V227H67ZM74 229H75V228H74ZM120 231H121V230H120ZM33 233H34V232H33ZM72 233H73V232H72ZM89 236H90V235H89ZM84 237H85V236H84ZM81 238H82V237H81ZM48 239H49V238H48ZM50 239H51V238H50ZM130 241H132V240H130ZM130 241H129V242H130ZM36 242H37V243H36L35 246H34L36 250H39V249L44 250V249H47V248H53V247L55 246V244H51V243H49V242H45V241H39V242L36 241ZM52 242H53V241H52ZM84 242H85V240H84ZM38 246H40V247H38ZM122 246H123V245H122ZM124 248H125V247H124ZM85 250H86V249H85ZM17 251H18V250H17ZM7 254H8V253H7ZM141 254H142V253H141ZM141 254H140V255H141ZM16 255H17V254H16ZM137 255H138V254H137ZM14 257H15V256H14ZM35 257L40 258V257H42V255L39 254V255H37V256H35ZM29 259H30V258H29ZM31 259H32V258H31ZM35 264H36V263H35Z\"/></svg>", "mask_w": 264, "mask_h": 264}, {"label": "water", "instance_id": "water-1", "mask_svg": "<svg viewBox=\"0 0 264 264\" xmlns=\"http://www.w3.org/2000/svg\"><path fill=\"white\" fill-rule=\"evenodd\" d=\"M37 22H39V21H37ZM38 247H40V246H38Z\"/></svg>", "mask_w": 264, "mask_h": 264}]
</instances>
